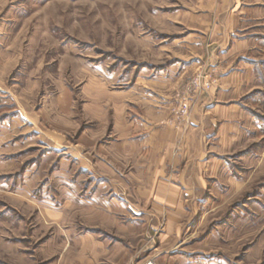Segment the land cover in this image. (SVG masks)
<instances>
[{"label":"crops","instance_id":"crops-1","mask_svg":"<svg viewBox=\"0 0 264 264\" xmlns=\"http://www.w3.org/2000/svg\"><path fill=\"white\" fill-rule=\"evenodd\" d=\"M180 45L177 74L169 66L138 90L90 92L80 112L70 95L35 111V95L9 93L16 107L0 122V154L39 148L31 178L54 186L31 204L46 264H190L186 249L205 242L197 237L212 212L244 188L233 168L248 159L255 126L264 0H184ZM206 69L211 87L192 93L190 113L178 121L175 90ZM8 159L0 172L22 163Z\"/></svg>","mask_w":264,"mask_h":264},{"label":"rangeland","instance_id":"rangeland-1","mask_svg":"<svg viewBox=\"0 0 264 264\" xmlns=\"http://www.w3.org/2000/svg\"><path fill=\"white\" fill-rule=\"evenodd\" d=\"M183 40L184 0H0V122L15 111L11 91L27 99L35 95V111L48 107L53 98L70 95L80 112L90 92L138 90L169 66L177 74ZM197 74L210 75L212 85L214 72L208 69L178 85L173 115L183 93L191 98V110L192 93L211 87H191ZM257 76L262 87L250 101L255 126L245 152L248 159L236 161L233 168L245 186L200 229L197 238L206 240L186 249L193 252L190 264H264V61ZM38 149L0 154L1 160H22L0 172V264L52 261L41 259L44 232L38 211L31 207L54 188L48 177L31 178L40 157H30L39 156Z\"/></svg>","mask_w":264,"mask_h":264},{"label":"built area","instance_id":"built-area-1","mask_svg":"<svg viewBox=\"0 0 264 264\" xmlns=\"http://www.w3.org/2000/svg\"><path fill=\"white\" fill-rule=\"evenodd\" d=\"M211 85V78L210 75L207 74H197L195 77L191 79V87L198 89L199 87L202 88H208ZM190 99L189 97L184 96V93L182 96H180L178 105L175 108V117L178 120H184L190 111ZM145 264H153L152 261L146 262Z\"/></svg>","mask_w":264,"mask_h":264}]
</instances>
